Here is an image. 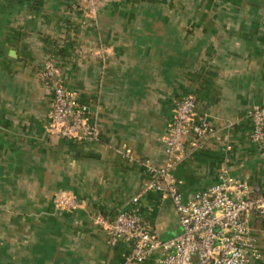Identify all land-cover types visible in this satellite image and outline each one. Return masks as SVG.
Returning a JSON list of instances; mask_svg holds the SVG:
<instances>
[{
	"label": "crops",
	"instance_id": "1",
	"mask_svg": "<svg viewBox=\"0 0 264 264\" xmlns=\"http://www.w3.org/2000/svg\"><path fill=\"white\" fill-rule=\"evenodd\" d=\"M0 0V264H117L96 218L137 208L164 240L181 233L170 199L136 196L166 162L173 109L188 94L217 134L176 167L185 200L227 169L264 189L248 117L264 106V0ZM48 58L97 111L96 141L48 133ZM230 146V149H228ZM123 148L132 150V158ZM72 198L77 209L58 205ZM264 264V222L250 218ZM145 264H158L153 258Z\"/></svg>",
	"mask_w": 264,
	"mask_h": 264
},
{
	"label": "built area",
	"instance_id": "2",
	"mask_svg": "<svg viewBox=\"0 0 264 264\" xmlns=\"http://www.w3.org/2000/svg\"><path fill=\"white\" fill-rule=\"evenodd\" d=\"M87 2L89 11L99 7V0ZM38 77L51 88L53 95L48 133L59 139L98 140L97 111L80 102L67 87L55 59L44 62ZM196 108L197 99L193 94L176 102L169 134L163 139L166 162L159 167L144 162L152 178L132 198V203L137 204L148 193L156 192L163 199H170L179 216L181 233L171 239H161L137 208L121 211L112 218L97 217L110 245L119 241L131 244V253L117 264H145L153 258L158 264H248L261 258L249 220L256 217L264 222L263 188L222 169L213 185L190 199L185 200L180 192L182 181L175 175L177 165L193 149L201 148L217 134L206 119L197 117ZM248 117L253 125L251 140L263 150L264 106L253 108ZM121 152L128 158L133 156L129 148ZM58 205L72 210L79 207L74 199L65 197Z\"/></svg>",
	"mask_w": 264,
	"mask_h": 264
}]
</instances>
